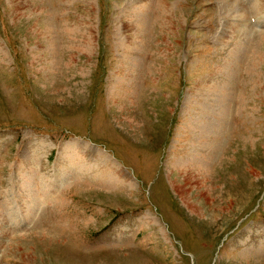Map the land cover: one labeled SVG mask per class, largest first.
I'll return each mask as SVG.
<instances>
[{
    "label": "rangeland",
    "instance_id": "374dc122",
    "mask_svg": "<svg viewBox=\"0 0 264 264\" xmlns=\"http://www.w3.org/2000/svg\"><path fill=\"white\" fill-rule=\"evenodd\" d=\"M0 209V264H264V0H0Z\"/></svg>",
    "mask_w": 264,
    "mask_h": 264
},
{
    "label": "bare ground",
    "instance_id": "6f19581e",
    "mask_svg": "<svg viewBox=\"0 0 264 264\" xmlns=\"http://www.w3.org/2000/svg\"><path fill=\"white\" fill-rule=\"evenodd\" d=\"M71 145V144H70ZM70 145H68V146H70ZM75 166V165H74ZM63 168V167H62ZM73 169V168H72ZM81 168L79 167L78 169L76 168L74 171H76V170H80ZM87 170V169H86ZM64 172H65V169H62L61 170V172L59 173V175L62 177L63 176V174H64ZM57 174V173H56ZM69 175H70V172L68 173ZM65 175V174H64ZM71 176V175H70ZM57 177V176H56ZM121 177V176H120ZM58 178V177H57ZM90 178L92 179V181H93V179H95L94 178V175L93 176H90ZM55 181H58V179L56 180V179H54ZM47 181V180H46ZM106 181H108L109 183H111V185H113L112 187H114V185H116V183H117V181H118V179L116 178V177H111L110 178V176H107V175H101V178L100 177H98L97 179H96V181H95V183L97 182V184L98 183H100V185L102 184V182H103V184H105L104 182H106ZM94 182V181H93ZM108 182H107V186L109 187H111V185H108ZM50 183H51V186H54L55 185V183L56 182H53V181H51L50 180ZM128 184H130V183H128ZM34 187V185H29V187ZM38 188H40V186L38 187ZM57 188V187H56ZM35 190V189H34ZM37 190V189H36ZM52 190H53V188H52ZM50 191V192H47V194L48 195H41V196H44V197H41V198H51V195L53 196L54 194H55V190L54 191ZM38 191V190H37ZM22 192V199L24 200L23 202H24V204H23V207H26V210H24L25 212H26V216L27 217H31L32 216V214L34 213V211H35V209H36V204H35V197L36 196H38L39 197V195L36 193V195H35V192L33 191V189H27V190H22L21 191ZM57 192V191H56ZM59 192V191H58ZM25 194H26V196H25ZM188 197V196H187ZM186 199V198H185ZM13 204V203H12ZM11 204V205H12ZM38 204V203H37ZM38 206V205H37ZM14 207H16V205H15V202H14V206H13V208ZM198 207V206H197ZM190 210H194V209H192L193 207H188ZM15 209V208H14ZM2 210L3 209H0V212H2ZM9 210V209H8ZM8 210H6V211H8ZM16 211H18L17 210V208L15 209ZM15 210H9L8 212L10 213H12L13 215H14V218H17V219H19V214H22V212L21 211H19V212H15ZM192 213V212H191ZM31 215V216H30ZM3 216V215H2ZM8 218V217H7ZM13 217H10L9 216V220L12 222V219H14ZM3 219H4V217H3ZM29 220V219H28ZM9 222V221H8ZM24 223V222H23ZM13 224H15V225H20L21 227H22V222L20 221V220H15V222L13 223ZM1 226V225H0ZM2 234V233H1ZM0 237H1V235H0ZM18 248H19V246H16V247H14V250L15 251H17L18 250Z\"/></svg>",
    "mask_w": 264,
    "mask_h": 264
},
{
    "label": "crops",
    "instance_id": "0c3cea01",
    "mask_svg": "<svg viewBox=\"0 0 264 264\" xmlns=\"http://www.w3.org/2000/svg\"><path fill=\"white\" fill-rule=\"evenodd\" d=\"M48 181V180H47ZM47 181H46V179H44L43 180V182H41V183H43V185L42 186H45L46 185V183H47ZM38 185H41V184H38Z\"/></svg>",
    "mask_w": 264,
    "mask_h": 264
}]
</instances>
